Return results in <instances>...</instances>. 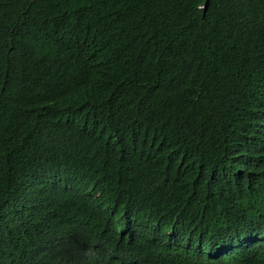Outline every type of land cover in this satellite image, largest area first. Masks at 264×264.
<instances>
[{
	"label": "trees",
	"instance_id": "1",
	"mask_svg": "<svg viewBox=\"0 0 264 264\" xmlns=\"http://www.w3.org/2000/svg\"><path fill=\"white\" fill-rule=\"evenodd\" d=\"M60 250L264 264V0H0V264Z\"/></svg>",
	"mask_w": 264,
	"mask_h": 264
},
{
	"label": "clouds",
	"instance_id": "2",
	"mask_svg": "<svg viewBox=\"0 0 264 264\" xmlns=\"http://www.w3.org/2000/svg\"><path fill=\"white\" fill-rule=\"evenodd\" d=\"M77 232V231H76ZM73 233H69L67 238L71 241V236L74 238L75 235ZM81 239V238H80ZM82 243H87V241L81 240ZM72 243V242H71ZM93 261V255L86 256L85 253L81 250H78L76 254H72L71 251L68 250H60L57 253V256L55 259H53L51 264H93L91 263ZM48 261H46V264Z\"/></svg>",
	"mask_w": 264,
	"mask_h": 264
}]
</instances>
